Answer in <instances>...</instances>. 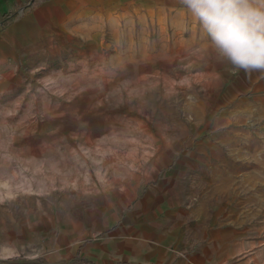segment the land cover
<instances>
[{"label":"rangeland","instance_id":"1","mask_svg":"<svg viewBox=\"0 0 264 264\" xmlns=\"http://www.w3.org/2000/svg\"><path fill=\"white\" fill-rule=\"evenodd\" d=\"M44 1L0 12V264H264V72L180 0Z\"/></svg>","mask_w":264,"mask_h":264},{"label":"clouds","instance_id":"2","mask_svg":"<svg viewBox=\"0 0 264 264\" xmlns=\"http://www.w3.org/2000/svg\"><path fill=\"white\" fill-rule=\"evenodd\" d=\"M219 56L245 74L264 72V0H180Z\"/></svg>","mask_w":264,"mask_h":264},{"label":"crops","instance_id":"3","mask_svg":"<svg viewBox=\"0 0 264 264\" xmlns=\"http://www.w3.org/2000/svg\"><path fill=\"white\" fill-rule=\"evenodd\" d=\"M49 0H46V1H44L42 4H45L46 2H48ZM8 2H9V0H0V12L2 13V12H4V11H7V5H8ZM41 4V5H42ZM41 5H39V6H41ZM38 6V7H39ZM36 13H41L42 14V11H39V10H37V11H35ZM21 18H23V17H20V18H16L10 25H25L26 23L24 22V20L23 19H21Z\"/></svg>","mask_w":264,"mask_h":264},{"label":"trees","instance_id":"4","mask_svg":"<svg viewBox=\"0 0 264 264\" xmlns=\"http://www.w3.org/2000/svg\"><path fill=\"white\" fill-rule=\"evenodd\" d=\"M5 14H7V13H4V16H6ZM76 259L80 260L81 262H83V263H85V264H96V263H94L93 260H91V259H87V258H83V257H80L79 255L76 256ZM0 262H1V260H0ZM3 262H4V261H3ZM12 262H13V261H12ZM4 263H7V262H4ZM117 264H132V263H130V262H126V261H120V262H118Z\"/></svg>","mask_w":264,"mask_h":264}]
</instances>
